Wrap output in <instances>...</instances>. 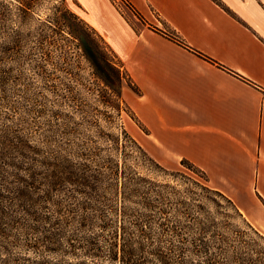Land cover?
<instances>
[{
  "label": "crops",
  "instance_id": "obj_1",
  "mask_svg": "<svg viewBox=\"0 0 264 264\" xmlns=\"http://www.w3.org/2000/svg\"><path fill=\"white\" fill-rule=\"evenodd\" d=\"M78 1L136 90V141L163 163L201 167L264 231V0H126L178 39L128 22L110 0Z\"/></svg>",
  "mask_w": 264,
  "mask_h": 264
},
{
  "label": "rangeland",
  "instance_id": "obj_2",
  "mask_svg": "<svg viewBox=\"0 0 264 264\" xmlns=\"http://www.w3.org/2000/svg\"><path fill=\"white\" fill-rule=\"evenodd\" d=\"M59 9L70 10L85 27L115 83L95 70L78 38L58 24L55 18L64 17ZM117 10L128 22L142 25L126 4ZM90 23L88 9L78 0H0V264L63 259L37 236L53 225L63 227L50 199L56 193L17 166L98 158L108 152L109 132L125 129L140 141L142 133L132 129H145L133 115L136 90L130 76ZM124 144L129 161H139L131 145ZM162 161L166 172L177 168L190 173L178 160ZM139 162L144 171L152 168L147 161ZM159 172L148 175L178 183L170 173ZM55 218L59 220L52 224ZM250 236L255 248L264 249L263 239L252 232L244 238L249 242ZM248 242L242 248L250 251Z\"/></svg>",
  "mask_w": 264,
  "mask_h": 264
},
{
  "label": "trees",
  "instance_id": "obj_3",
  "mask_svg": "<svg viewBox=\"0 0 264 264\" xmlns=\"http://www.w3.org/2000/svg\"><path fill=\"white\" fill-rule=\"evenodd\" d=\"M59 10L64 17L55 18L58 24L68 27L76 39L82 31L93 45L76 16ZM109 136L108 152L98 158L17 166L46 182V191L56 193L50 199L63 227L53 225L37 234L42 244L63 255L52 264H264V249L255 248L253 237L250 243L244 238L252 232L264 240V234L230 196L209 184L201 167L181 158L180 164L191 174L177 168L166 172L125 129ZM125 141L135 158L149 162L153 170L144 171L142 162L129 161ZM159 171L170 173L178 183L148 175ZM247 242L250 251L242 248Z\"/></svg>",
  "mask_w": 264,
  "mask_h": 264
},
{
  "label": "water",
  "instance_id": "obj_4",
  "mask_svg": "<svg viewBox=\"0 0 264 264\" xmlns=\"http://www.w3.org/2000/svg\"><path fill=\"white\" fill-rule=\"evenodd\" d=\"M77 38H78L79 44L84 54L91 61L95 70L109 83H112V84L115 83L114 77L112 76L110 71L106 68V66L103 64L95 48L93 47L91 42L88 40L86 35L82 31H78Z\"/></svg>",
  "mask_w": 264,
  "mask_h": 264
},
{
  "label": "built area",
  "instance_id": "obj_5",
  "mask_svg": "<svg viewBox=\"0 0 264 264\" xmlns=\"http://www.w3.org/2000/svg\"><path fill=\"white\" fill-rule=\"evenodd\" d=\"M112 3L116 6L117 9H121L122 4H126L128 6V8L132 11V16L135 20H139L138 18H140L141 22H142V26L145 29L151 30V31H159L167 36L173 37L175 39H178V36L173 33L172 30L168 29L166 26H164V24L161 22L160 16L156 11H151L152 12V21L145 19L144 17H142L136 10H134L132 8V6H130L128 4V2L126 0H111Z\"/></svg>",
  "mask_w": 264,
  "mask_h": 264
}]
</instances>
